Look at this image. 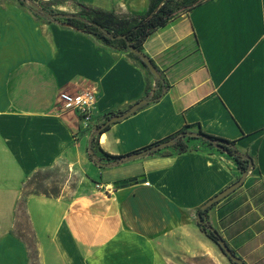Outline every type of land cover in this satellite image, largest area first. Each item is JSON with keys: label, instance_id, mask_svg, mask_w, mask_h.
I'll use <instances>...</instances> for the list:
<instances>
[{"label": "crops", "instance_id": "1", "mask_svg": "<svg viewBox=\"0 0 264 264\" xmlns=\"http://www.w3.org/2000/svg\"><path fill=\"white\" fill-rule=\"evenodd\" d=\"M149 3L63 0L68 11L58 12L90 6L128 19L145 14ZM142 52L166 91L97 136L96 157L106 163L102 152L124 155L187 124L234 141L252 165L205 222L246 264H264V0H206L153 32ZM63 92L92 93L99 125L158 87L118 46L0 0V264H30L15 235L17 205L34 174L55 168L65 176L56 196L24 197L37 264H198V255L207 258L204 245L215 247L197 226V209L240 178L234 160L193 139L185 152L164 148L99 167L87 156L96 128L84 131L74 113L58 108ZM120 181L128 183L116 187Z\"/></svg>", "mask_w": 264, "mask_h": 264}, {"label": "trees", "instance_id": "2", "mask_svg": "<svg viewBox=\"0 0 264 264\" xmlns=\"http://www.w3.org/2000/svg\"><path fill=\"white\" fill-rule=\"evenodd\" d=\"M14 1L20 6L27 8L37 19H42L49 23H56L64 28H69L77 32L95 36L102 40L105 44L118 46L119 48L127 51L131 57H133L145 67L141 59L129 51L127 43L142 51L143 42L153 32L161 27H164L173 18L190 11L206 0H150L148 10L145 14L128 19L117 17L113 12H107L102 9L93 8L90 6H80V10L77 13H64L48 11L47 7L53 5V3L50 2L41 3L40 0H32L37 3L31 4L27 0ZM147 71L149 72L148 69ZM155 85L158 87V92L153 96L147 94L142 98L147 100V104L151 102H157L166 91L167 85L162 75H160L158 78H155ZM142 107L143 106H141L139 109ZM124 111H119L116 114ZM116 114L112 113L110 116L106 117L104 122H102L100 125H97L89 140L87 147L88 159L99 167L113 166L124 163L131 160L130 158L133 154L145 150H147L148 153H151L164 148H173L178 152H185L188 148L187 141L193 139H199L203 143L216 148L219 152L225 153L227 156L232 158L236 163L240 175L243 173H248L249 168L252 165V159L250 157L242 156L238 153L234 146V141L207 134L201 130L199 125L188 124L179 131L163 139L152 142L141 149L124 155H109L105 152H102V156L107 160V162L101 163V158H97L95 155V152L97 151L95 139L97 136L109 129L110 124H107V120ZM167 142H169L168 146L161 147ZM38 175H40V172L34 174L27 181V184L32 182ZM36 186L37 188L33 192H23V198L18 203L15 213V235L26 244L30 264H37V251L34 242V235L25 212L24 197L27 194L56 196L59 192L58 189H50L47 186L41 185L40 183H38ZM215 204L216 203L205 210H201L200 208L197 209V214H199L201 219L204 221L203 224H197V226L200 231L204 233L205 236L214 244H216V242L221 237L215 229L213 232L209 230L212 227L205 222V217L207 212ZM22 217L25 219L27 228H25L21 222Z\"/></svg>", "mask_w": 264, "mask_h": 264}, {"label": "water", "instance_id": "3", "mask_svg": "<svg viewBox=\"0 0 264 264\" xmlns=\"http://www.w3.org/2000/svg\"><path fill=\"white\" fill-rule=\"evenodd\" d=\"M51 16V15H50ZM125 38V37H124ZM128 45V49L129 51L139 57L142 61V63L145 65V67L149 70V72L155 77L158 78L160 76L159 72L157 71L155 65L153 64V62L151 61V59L149 57H147L141 50L129 45ZM147 104V100L146 99H141L135 103H133L132 105H130L124 112L118 113L116 115H114L113 117H110L107 120V124H113L116 122H119L121 120H123L124 118L130 116L131 114L135 113L141 106H144ZM169 142L163 144L161 147H165L168 146ZM148 154V151H141L138 153H135L131 156V160L137 159L139 157H142L144 155ZM247 176V173H243L240 178L235 181L234 183H232L231 185H229L228 187H226L225 189H223L222 191H220L219 193H217L216 195H214L213 197H211L210 199H208L203 205L200 206L201 210H205L209 207H211L214 203H217L218 201H220L221 199L225 198L226 196H228L229 194H231L233 191H235L237 188H239L245 178ZM127 181H120L118 183H115L116 187L119 186H123L125 184H127ZM204 221L203 219H201L200 215L197 214V224H203ZM211 232L214 231L213 228L209 229ZM216 245L218 247V249L220 250V252L232 263L234 264H246L242 259H240L230 248L229 246L225 243V241L220 238L217 242Z\"/></svg>", "mask_w": 264, "mask_h": 264}, {"label": "rangeland", "instance_id": "4", "mask_svg": "<svg viewBox=\"0 0 264 264\" xmlns=\"http://www.w3.org/2000/svg\"><path fill=\"white\" fill-rule=\"evenodd\" d=\"M29 3L31 4H36L37 2L32 1V0H27ZM41 3H46V2H50L53 3V5H50L47 7L48 11H54V12H58L59 8L61 6V8H64L66 11L67 10V6L65 4H63V0H40ZM80 8V7H79ZM64 10V11H65ZM63 12V11H62ZM79 120V119H78ZM97 119L92 120L88 126L86 128H83L80 121H79V126L80 128H82L84 131H90L91 129H94L97 127L96 125V121ZM97 124H99L97 122ZM100 125V124H99ZM65 179V176L62 172H60L58 169H53V170H49V171H41L40 175L36 176V178L27 184V182L24 184V188H23V192L24 193H28V192H33L36 190L37 188V184L40 183L41 185L47 186L48 188H52V189H58L61 185V183L63 182V180ZM59 190V189H58ZM21 222L23 224V226L25 228H27L26 226V222L25 219L22 217L21 218ZM200 230V229H199ZM201 232V231H200ZM202 233V232H201ZM204 234V233H202ZM205 235V234H204ZM200 242V241H199ZM211 242V241H210ZM212 243V242H211ZM214 245V251L210 250V249H206L205 245L203 247V250L206 251L208 250V256L207 258H205L204 256H197L198 259V264H232L231 262H229V260L220 252V250L218 249L217 246ZM201 257V258H200ZM204 257V258H203Z\"/></svg>", "mask_w": 264, "mask_h": 264}, {"label": "built area", "instance_id": "5", "mask_svg": "<svg viewBox=\"0 0 264 264\" xmlns=\"http://www.w3.org/2000/svg\"><path fill=\"white\" fill-rule=\"evenodd\" d=\"M95 102L96 98L92 93L72 95L63 92L59 94L58 108L61 111L74 113L78 117L82 127L86 128L93 120ZM96 188H102L106 193H110L109 186L101 187L96 184Z\"/></svg>", "mask_w": 264, "mask_h": 264}]
</instances>
